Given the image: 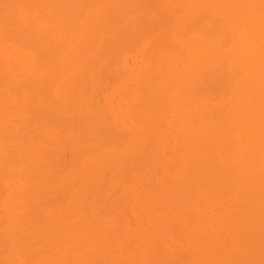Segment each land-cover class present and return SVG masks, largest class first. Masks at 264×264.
I'll return each mask as SVG.
<instances>
[{"label": "bare ground", "instance_id": "1", "mask_svg": "<svg viewBox=\"0 0 264 264\" xmlns=\"http://www.w3.org/2000/svg\"><path fill=\"white\" fill-rule=\"evenodd\" d=\"M0 264H264V0H0Z\"/></svg>", "mask_w": 264, "mask_h": 264}]
</instances>
